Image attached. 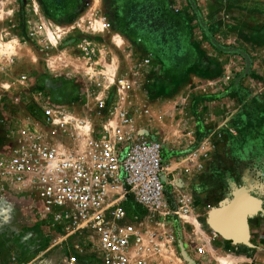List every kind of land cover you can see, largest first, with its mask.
Masks as SVG:
<instances>
[{
  "label": "rangeland",
  "instance_id": "obj_1",
  "mask_svg": "<svg viewBox=\"0 0 264 264\" xmlns=\"http://www.w3.org/2000/svg\"><path fill=\"white\" fill-rule=\"evenodd\" d=\"M120 76L129 88L116 104L163 143L168 193L193 199L187 216L158 226L162 247L150 263L264 264V0H0V145L41 115L32 91L90 118ZM202 144L207 156L191 159ZM238 190L262 200L249 244L209 222ZM59 237L34 197L0 195L2 252L63 264Z\"/></svg>",
  "mask_w": 264,
  "mask_h": 264
},
{
  "label": "built area",
  "instance_id": "obj_2",
  "mask_svg": "<svg viewBox=\"0 0 264 264\" xmlns=\"http://www.w3.org/2000/svg\"><path fill=\"white\" fill-rule=\"evenodd\" d=\"M127 88L126 77H118L90 118L59 109L37 89L30 96L41 115H29L23 127L2 134L0 195L12 191L37 200L43 218L66 241L63 264H151L162 247L158 226L191 212V195L168 193L162 141L140 132L135 114L116 104ZM207 153L202 144L190 158ZM205 252L204 246L195 250ZM36 260L0 250V264Z\"/></svg>",
  "mask_w": 264,
  "mask_h": 264
},
{
  "label": "water",
  "instance_id": "obj_3",
  "mask_svg": "<svg viewBox=\"0 0 264 264\" xmlns=\"http://www.w3.org/2000/svg\"><path fill=\"white\" fill-rule=\"evenodd\" d=\"M261 208L260 198L246 190H238L226 205L210 213L209 222L211 227L225 239L249 244L251 238L249 218ZM186 261L188 264H197L189 257Z\"/></svg>",
  "mask_w": 264,
  "mask_h": 264
},
{
  "label": "crops",
  "instance_id": "obj_4",
  "mask_svg": "<svg viewBox=\"0 0 264 264\" xmlns=\"http://www.w3.org/2000/svg\"><path fill=\"white\" fill-rule=\"evenodd\" d=\"M74 4H75V1H73L72 3H71V5H69L68 7H67V11L70 13V12H72V11H75V6H74ZM96 24V23H95ZM94 44H96L95 42H94ZM4 117V116H3ZM250 248L251 247H242L241 249L243 250V251H245V253H250ZM245 249V250H244Z\"/></svg>",
  "mask_w": 264,
  "mask_h": 264
},
{
  "label": "bare ground",
  "instance_id": "obj_5",
  "mask_svg": "<svg viewBox=\"0 0 264 264\" xmlns=\"http://www.w3.org/2000/svg\"><path fill=\"white\" fill-rule=\"evenodd\" d=\"M198 223H199V222H198ZM198 226H199V225H198ZM227 261H228V260L226 259V260H224L223 262H224V263H227Z\"/></svg>",
  "mask_w": 264,
  "mask_h": 264
}]
</instances>
